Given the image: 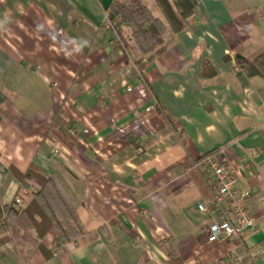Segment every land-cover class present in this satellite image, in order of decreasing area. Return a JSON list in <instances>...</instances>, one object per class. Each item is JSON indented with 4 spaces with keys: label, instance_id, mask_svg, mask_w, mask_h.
I'll return each instance as SVG.
<instances>
[{
    "label": "crops",
    "instance_id": "crops-1",
    "mask_svg": "<svg viewBox=\"0 0 264 264\" xmlns=\"http://www.w3.org/2000/svg\"><path fill=\"white\" fill-rule=\"evenodd\" d=\"M112 3L0 0V202L22 184L34 197L19 174L37 164L80 230L50 232L49 258L0 243V264H264V78L237 63L264 52V0H198L143 72L118 44ZM213 151L249 193L242 240L208 239L219 216L199 208L210 193L193 161Z\"/></svg>",
    "mask_w": 264,
    "mask_h": 264
},
{
    "label": "trees",
    "instance_id": "trees-1",
    "mask_svg": "<svg viewBox=\"0 0 264 264\" xmlns=\"http://www.w3.org/2000/svg\"><path fill=\"white\" fill-rule=\"evenodd\" d=\"M156 1L163 9L165 19L158 17L144 0H113L108 13V21L116 32L118 44L126 48L128 55L136 54L133 62L140 72L147 66L144 58L153 57L170 33L183 29L184 25L179 16H190L198 5V0ZM125 28L130 29L129 35L125 33ZM237 63L248 76L259 75L264 78V52L253 60L237 55ZM207 65H210L208 60L202 66L203 76L213 73L211 66L212 71L208 73ZM67 138L71 141L73 137L68 134ZM210 153L212 152L207 154ZM200 158L201 156L197 159ZM19 176L22 179L32 178L39 185V189L25 206L10 203L7 210L8 224L0 229V243L13 240L25 257L39 250L49 258L52 252L47 248L44 239L50 232L57 230L58 238L64 241H72L80 236L75 216L47 170L32 164ZM2 214L3 206L0 202V218ZM166 264H182V260L179 256H172Z\"/></svg>",
    "mask_w": 264,
    "mask_h": 264
},
{
    "label": "built area",
    "instance_id": "built-area-1",
    "mask_svg": "<svg viewBox=\"0 0 264 264\" xmlns=\"http://www.w3.org/2000/svg\"><path fill=\"white\" fill-rule=\"evenodd\" d=\"M147 62L148 58H144ZM131 88H129V91ZM156 104L146 108L150 111ZM54 153L60 154L62 148L53 143ZM193 167L201 174L210 193L209 204H199L200 210L211 214L217 213L219 219L208 225L207 232L210 242L224 239L242 240L244 233L254 224V218L247 205L249 193L240 190L236 185V171L230 166L228 159L219 151L202 155L194 159ZM33 198V191L27 185H20L12 203L25 206ZM10 204L3 205L0 218V229L8 224L7 210ZM253 263L258 262V253L252 254Z\"/></svg>",
    "mask_w": 264,
    "mask_h": 264
}]
</instances>
